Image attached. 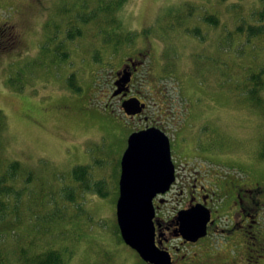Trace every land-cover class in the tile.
<instances>
[{
	"label": "rangeland",
	"instance_id": "374dc122",
	"mask_svg": "<svg viewBox=\"0 0 264 264\" xmlns=\"http://www.w3.org/2000/svg\"><path fill=\"white\" fill-rule=\"evenodd\" d=\"M183 1L127 0L117 12L121 30L139 35L123 48L125 56L118 61L111 52L104 53L105 48L97 53L99 45L90 46L87 32L88 37L57 48L65 37L58 28L63 25L59 8L62 11L66 2L71 10L82 0H40L27 10L28 21L23 23L18 20L21 3L0 0V26L16 24L21 30L17 46L0 51V111L6 120L0 161H20L39 177L24 192L20 214L24 219L16 233L25 242L34 241L37 250L61 248L69 255L68 264H144L118 238L115 215L120 158L129 134L144 126L166 127L173 160L180 168L202 165L240 177L246 169L264 177L260 157L264 117L235 89L248 70L231 69L234 79L220 71L242 54L235 45L220 49L222 29L201 18L220 14L225 30L231 32L230 4L241 2L249 14L260 7L259 0H185L195 8L196 34L186 31L193 28L192 17L177 19ZM50 34L54 39L47 45ZM61 52H67L66 59ZM141 53L144 63L132 92L148 107L140 119L132 120L112 96L113 85L124 58ZM243 59L248 60L247 53ZM259 65H264V54ZM72 74L79 92L67 83ZM165 116L168 119L162 122ZM78 165L89 166L92 181L105 184L106 198L76 189L75 203L65 199L66 188H76L69 178ZM176 206L170 200L164 210ZM219 246L222 249V243ZM249 264H264V256Z\"/></svg>",
	"mask_w": 264,
	"mask_h": 264
},
{
	"label": "trees",
	"instance_id": "16d2710c",
	"mask_svg": "<svg viewBox=\"0 0 264 264\" xmlns=\"http://www.w3.org/2000/svg\"><path fill=\"white\" fill-rule=\"evenodd\" d=\"M82 1V3L74 2L71 10L68 9L70 7L66 5V2L62 11H60L62 6L59 8V15L63 19V25L58 28L61 30L60 34L65 33V37L62 35L64 39L61 40L57 48L62 49L65 41L72 42L79 38L88 37L87 32L91 34V36L89 35L91 38L90 46L93 43L94 45L96 43L99 45L97 48L93 46L97 49V53L100 52L101 48H105L104 53L108 54V52H111L117 56L115 58L118 61L122 60L125 56H122L123 48L134 43L135 38L139 35V33L123 32L121 30L122 25L117 17V12L127 0ZM259 3L260 7L250 11L249 14L245 12L241 2L230 4L229 10L233 13L231 32L225 30L227 26L224 24L223 17L220 14H205L201 18L202 22L222 29L225 35L219 43L220 49L225 47L226 49L227 47H233L234 49L233 45H235L237 47L236 51L242 54L238 62L234 57V63L231 65L222 62L223 66H227L220 71L231 73L232 79H234L231 69L236 66H244V69L248 70L246 77H244L243 81L237 83V88L235 86V89L242 91L245 96L244 100L249 106L255 109L260 117H264V97L262 96L264 91V65H259V59L264 54V0H259ZM177 14V19L180 21L192 17L193 21L189 25L193 26V28H188L187 32L192 34L199 32L195 26L198 18H196L195 8L190 2L184 0L181 10ZM49 22L48 19L45 25L46 31L49 29ZM8 28L7 25L0 28V51L13 50L17 46V41L14 40L10 31H7ZM50 37L51 39L47 38V45L50 44V40L54 39L51 34ZM45 46L46 44L42 46V49ZM246 53L248 60L243 59L246 57ZM60 56H62V59H66L67 52H61ZM216 62L218 67H220L219 59ZM245 62L247 63L245 64ZM137 74H135L130 85L132 96H134L132 91L135 87ZM67 83L70 87L72 86L75 92L80 91V87L76 85L74 74L67 78ZM236 90L233 89V91L237 92ZM5 124V117L0 111V147L3 146L2 134ZM260 157L264 159V135ZM38 178L34 171L26 170L20 161H0V264H68L70 260L67 252L61 248L46 247L42 250H37L34 241L25 242L21 236L16 235L17 228L20 227L21 221L24 219L20 217L24 192L27 186L38 181ZM40 182L41 186L46 185L45 182ZM69 182L76 184V188L68 187L65 190V199L71 203L76 202V189L83 194L94 193L101 198H106L109 194L105 190V184L102 181H92V171L87 165L74 166L70 173ZM35 233L39 234L41 232L35 230ZM116 233L119 234L117 225ZM7 237H9L8 240H6ZM118 238H120V235Z\"/></svg>",
	"mask_w": 264,
	"mask_h": 264
},
{
	"label": "flooded vegetation",
	"instance_id": "af4514ba",
	"mask_svg": "<svg viewBox=\"0 0 264 264\" xmlns=\"http://www.w3.org/2000/svg\"><path fill=\"white\" fill-rule=\"evenodd\" d=\"M17 1L23 6L18 20L27 22V10L39 5L40 0ZM8 27L7 31L19 43L21 30H18L16 24ZM144 57L145 54L141 53L137 57L126 58L122 63L120 72L126 71L131 76L128 87L144 63ZM117 75L118 72L115 81L119 78ZM129 96L130 94L127 95ZM117 98L120 102L124 99L122 95ZM145 112L146 109L141 115L129 118L138 120ZM162 118V122H165L168 116ZM150 127L165 130L167 134L166 127L159 124L144 126L138 130ZM174 166L173 186L167 193L157 194L153 199L156 245L169 253L171 264H249L258 256H264V177L246 169L240 177L235 172H226L220 168L215 170L203 168L202 165L188 167V164L180 168L176 162ZM170 200L177 206L172 211H165ZM196 205L209 210L210 221L206 226V235L192 242L180 234L177 213ZM219 243H222V249Z\"/></svg>",
	"mask_w": 264,
	"mask_h": 264
},
{
	"label": "water",
	"instance_id": "95a60500",
	"mask_svg": "<svg viewBox=\"0 0 264 264\" xmlns=\"http://www.w3.org/2000/svg\"><path fill=\"white\" fill-rule=\"evenodd\" d=\"M129 81L130 75L124 71L115 82L117 89L112 96L123 92L126 96ZM121 107L126 115L134 116L143 111L145 104L132 97ZM174 172L170 140L162 130L151 127L129 135L120 159L116 222L123 242L148 264H171L169 253L156 246L153 199L170 189ZM177 221L182 237L195 242L206 235L210 212L196 205L179 211Z\"/></svg>",
	"mask_w": 264,
	"mask_h": 264
}]
</instances>
